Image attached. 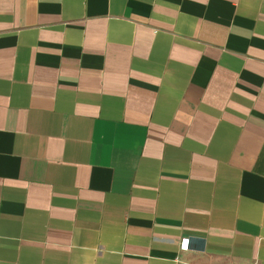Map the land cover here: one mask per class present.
I'll return each instance as SVG.
<instances>
[{"label": "crops", "instance_id": "1", "mask_svg": "<svg viewBox=\"0 0 264 264\" xmlns=\"http://www.w3.org/2000/svg\"><path fill=\"white\" fill-rule=\"evenodd\" d=\"M0 264H264V0H0Z\"/></svg>", "mask_w": 264, "mask_h": 264}, {"label": "built area", "instance_id": "2", "mask_svg": "<svg viewBox=\"0 0 264 264\" xmlns=\"http://www.w3.org/2000/svg\"><path fill=\"white\" fill-rule=\"evenodd\" d=\"M182 247L183 248H186L187 247V240L186 239L183 240Z\"/></svg>", "mask_w": 264, "mask_h": 264}]
</instances>
